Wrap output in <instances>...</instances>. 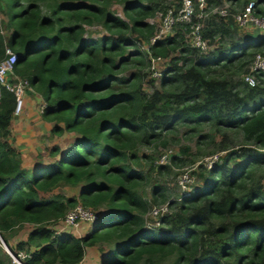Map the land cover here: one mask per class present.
<instances>
[{"label": "trees", "instance_id": "trees-1", "mask_svg": "<svg viewBox=\"0 0 264 264\" xmlns=\"http://www.w3.org/2000/svg\"><path fill=\"white\" fill-rule=\"evenodd\" d=\"M115 2L124 4L128 21L111 10ZM177 2L164 15L178 12L183 0ZM218 3L207 0V11ZM157 7L155 0H0L11 29L6 36L0 27V61L11 47L18 55L14 74L40 91L51 133L78 134L64 153L59 145L43 151L60 155L52 164L23 167L7 140L17 97L0 85V233L7 239L6 231L15 236L32 225L13 248L16 255L28 254L24 264H78L88 247L100 250L103 264H160L169 257L174 264H264V74L254 71L257 84L251 86L244 80L251 66L237 82L210 73L216 72L214 65L232 69L245 56L252 65L256 53H264V33L242 35L234 13L199 19L196 4L191 22H177L150 44L156 31L145 19ZM256 7L263 14L264 0ZM198 22L207 53L189 41ZM94 25L106 34L86 38ZM135 36L146 38L152 55L172 57L161 77L150 78L149 54ZM217 36L232 42L212 50ZM253 46L259 51L250 52ZM183 124L197 131L209 127L199 144L231 130L242 132L244 141L229 148L223 137L212 153H222L219 161L212 167L198 164L192 192L168 202L170 213L150 216L158 227L151 231L146 216L161 205L159 186L151 206L139 190L141 181L166 168L159 159L169 149L161 139ZM153 143L154 150L160 144L164 151L141 153ZM179 159L172 155L170 162ZM62 185L80 186L79 195L57 193ZM78 204L105 206L107 212L85 235H55L50 225ZM0 264H11L1 251Z\"/></svg>", "mask_w": 264, "mask_h": 264}, {"label": "rangeland", "instance_id": "rangeland-1", "mask_svg": "<svg viewBox=\"0 0 264 264\" xmlns=\"http://www.w3.org/2000/svg\"><path fill=\"white\" fill-rule=\"evenodd\" d=\"M178 0H155L156 4L158 5L157 10L154 12L152 16H149L148 18L145 19V22H148L149 24L154 25L155 31H158L161 29L163 21H164V11L166 7L172 4H177ZM246 1H252V0H220V3H218L216 6H211L208 11H207V17L210 16L211 14L217 13L220 9H227L229 14L231 13H238L239 11L242 10V7L244 6V3ZM258 1V0H254ZM45 11H47L46 6L44 3H41ZM112 11H115L116 15L119 17L125 19L128 21L127 15L124 13V4L115 2L110 6ZM6 19H8L7 15L5 14L4 11L0 9V27L3 31V33L6 36H9L11 29L7 27ZM205 24V23H204ZM240 33L242 35H245L248 37L250 33H254V37H258L260 35V30H253V29H247V30H240ZM106 34V30L102 25H94V26H89L87 29V32L85 33L86 38L89 37H99L102 35ZM136 38H141V41L137 43L138 47L144 51L143 45H147L146 38L144 37H137ZM222 37V36H221ZM217 36V41L215 44L211 46V49L214 50L215 47L218 46H225L226 48L228 47L229 43L232 42V39H230L228 36H225L221 38ZM134 50V49H132ZM259 51V48H256L255 46L250 48V52H256ZM264 51V50H262ZM240 53V52H239ZM171 56L168 57L167 62H165V65H168V62L170 64L171 62ZM251 57L245 56L241 60H236L232 69H224L221 65H214L212 66V69H214L216 72L210 71L213 75L217 76H226L231 79V77L237 82V81H242V77L244 76V72L250 68V59ZM241 61V63H240ZM241 64L243 66L241 67ZM163 65V66H165ZM162 66V65H161ZM148 70V69H147ZM151 71V68H149ZM153 76L150 75V78ZM10 79L14 82L17 81V76L15 74L11 75ZM147 84L145 83V87ZM147 88V87H146ZM155 88L160 89L161 88V83L160 79L156 80L155 82ZM150 91V90H149ZM32 92L35 95H37L40 99L41 102L44 104V100L39 93L40 91L37 89H30L27 87L24 96L28 93ZM33 94V95H34ZM42 109L39 107V113L41 114ZM53 125V123H51ZM60 124L63 125L61 122ZM209 131V127H203L202 129H198V131L195 129L193 125H177L173 130L170 132H167L163 135L161 141L166 140L167 141V149H169L170 152V157L169 160H171L172 155L179 156L180 159L176 160L177 162L173 163L172 161L165 163L163 165H166V168L161 172V173H153L152 175H149L145 180L141 181V187H140V192L142 193L143 197L149 202V205L156 204L154 202V188L156 186H159V192H158V198H159V204L161 205H166L168 202H174L175 200L180 201L181 196H183V192L181 187L178 184V176L186 171L194 167L195 165H198L201 162H207L209 159V156L214 155L212 154L214 152L215 147H217V143L223 139V137L226 139L229 148H239L240 145L243 144L244 141V136L242 132L239 130H231L227 131V134L217 136L215 142H205L202 141L201 144L200 142V135L204 134L206 131ZM78 136L77 133L75 132H69L65 131L61 135H54L50 134L49 136L46 135L43 140L47 147H50L52 145H59L62 149L61 152L64 153L66 152L71 145L74 143L76 137ZM158 144V143H157ZM158 150H154V143L153 145H146L141 148V153L144 154H154L156 153L155 156H157L163 149H165L162 145H158ZM164 151V150H163ZM61 153V154H62ZM218 154V153H216ZM63 155V154H62ZM198 159V160H197ZM194 160H197L194 162ZM147 168H149V165H147ZM261 170L264 172V167L261 168ZM201 184V181L199 182ZM80 186H74V185H62L57 189V193H63L65 196L72 197V196H78L80 193ZM169 205V204H168ZM170 207V206H169ZM171 209V208H170ZM176 209V206L172 208V210ZM100 211V215L103 216L106 214L107 209L105 206L100 207L98 209ZM151 210V209H150ZM170 211V210H169ZM151 214L147 215V220L149 221L148 224L151 225L152 227L150 228L151 231H156L158 227L156 226V221L151 220L150 218ZM32 225L26 224L23 228H19V233H17L14 236L13 231H6L5 236L7 239H4V237L0 238V251L1 254L7 259L10 260L11 264H19L14 258L13 255L7 250V246L11 248L13 251L14 245L16 244V241L18 239H25L26 238V233L30 230ZM149 229V228H148ZM1 234V233H0ZM7 243V244H6ZM7 245V246H6ZM13 253H15L13 251ZM160 264H174V260L172 257H169L162 261Z\"/></svg>", "mask_w": 264, "mask_h": 264}, {"label": "built area", "instance_id": "built-area-1", "mask_svg": "<svg viewBox=\"0 0 264 264\" xmlns=\"http://www.w3.org/2000/svg\"><path fill=\"white\" fill-rule=\"evenodd\" d=\"M198 5L199 12L197 17L199 19L204 18L207 15V0H183L181 8L175 13L172 9H169L164 16V21L161 29L156 31L155 35L151 38V43L154 44L159 39L167 36L172 30L173 26L177 22H191L195 14V5ZM256 1H250L241 11L234 14L236 22L241 29H259L264 33V13L259 14L256 11ZM222 16L229 14L227 9H220L217 11ZM189 41L193 47L200 49L202 52L207 53L210 50L208 41L204 38L202 34V24L200 22L193 24L191 32L189 34ZM144 49L147 51L150 57V68L151 75L154 78H159L162 76L164 70L168 67L165 65L167 60L162 56H154L151 54L148 45H143ZM18 60L17 53L11 48H6V56L0 61V85L5 86L7 89L13 91L17 97L16 107L14 113H20L24 106V94L26 88H29V82L17 76V81H12L10 79L11 75L14 74V67ZM162 65V66H161ZM165 65V66H163ZM261 72L264 74V53H256L253 63L251 65V72L244 76V80L251 86L257 84V79L253 72ZM30 89H32L30 87ZM46 107V104L41 106L42 111ZM170 150L164 152L160 159V164L168 163L170 157ZM222 153L214 154L209 156L208 161L205 163L207 167H212L215 162L219 161V156ZM198 165H195L189 170L182 172L177 180L178 184L182 189V195H188L192 192L193 187L196 182V178L193 171ZM170 207L166 205H155L151 208L150 214L153 219H157L167 213H170ZM100 211L94 210L91 207H86L82 204L76 205L74 208L70 209L63 218L52 223L50 227L54 231L55 235H60L62 233H77L80 234L83 225L92 226L99 217ZM28 256L25 252H20L18 255L14 253L13 258L19 263L24 264L23 260Z\"/></svg>", "mask_w": 264, "mask_h": 264}, {"label": "crops", "instance_id": "crops-1", "mask_svg": "<svg viewBox=\"0 0 264 264\" xmlns=\"http://www.w3.org/2000/svg\"><path fill=\"white\" fill-rule=\"evenodd\" d=\"M33 94L28 92L24 97L22 111L18 114L14 113L7 139L19 153L23 167L31 170L50 165L60 157V155L51 157L43 154L47 148L43 140L46 135L51 134L52 124L39 113V107L41 108L43 103ZM89 230L88 226L83 225L79 235H85ZM78 264H103L100 250L97 247H88L84 258Z\"/></svg>", "mask_w": 264, "mask_h": 264}, {"label": "water", "instance_id": "water-1", "mask_svg": "<svg viewBox=\"0 0 264 264\" xmlns=\"http://www.w3.org/2000/svg\"><path fill=\"white\" fill-rule=\"evenodd\" d=\"M0 238H1V235H0ZM1 240H2V238H1ZM6 246H7V245H6ZM7 250L11 253V255H14L13 251H12L11 248H9L8 246H7Z\"/></svg>", "mask_w": 264, "mask_h": 264}, {"label": "clouds", "instance_id": "clouds-1", "mask_svg": "<svg viewBox=\"0 0 264 264\" xmlns=\"http://www.w3.org/2000/svg\"><path fill=\"white\" fill-rule=\"evenodd\" d=\"M1 235V234H0ZM7 244V243H6Z\"/></svg>", "mask_w": 264, "mask_h": 264}]
</instances>
